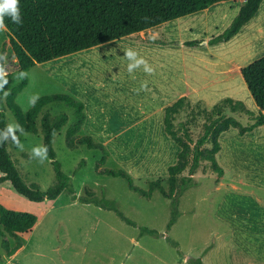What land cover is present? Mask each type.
I'll return each instance as SVG.
<instances>
[{
  "label": "rangeland",
  "instance_id": "374dc122",
  "mask_svg": "<svg viewBox=\"0 0 264 264\" xmlns=\"http://www.w3.org/2000/svg\"><path fill=\"white\" fill-rule=\"evenodd\" d=\"M242 5L243 0L219 2L207 10L158 26L153 33L158 32L159 37L147 33V40H143L140 38L144 36L138 33L132 38L127 36L83 50L63 62L37 64L30 70L29 84L17 99L25 111L32 107L29 99L37 92L40 97L63 93L77 99L76 96L84 89L99 90L103 87L106 93L104 103L94 97L88 105L92 107L91 117L98 124L96 136L84 130L79 136H92L105 146L109 155L102 164L104 151L101 149H89L85 145L70 148L66 133L76 121L75 109L64 102L47 106L44 113L49 111L54 117L63 113L69 116L68 124L54 139V148L62 171L70 178L75 193L64 192L56 200L32 202L13 190L0 187L1 203L39 216L32 232L19 234L18 237L7 235L12 247L18 242L23 245L14 256L7 255L0 235V264H192L206 254L208 246L221 245L215 217L218 202L212 201L211 197L214 200L217 193L220 198L232 181H246L241 186L243 194L264 196V125L255 126L259 107L242 75L243 68L264 57V21L253 39H246L242 44L211 43L232 24ZM9 40L8 31L0 32V52ZM129 48L136 50L158 71H168L175 64L179 68L193 66L198 72L209 70L211 74L204 76V86H209L207 84L211 79L213 83V76L216 75L212 74L216 68L225 72L226 80L219 86L201 90L202 83L196 80V94L210 95L212 106L202 100L192 104L195 111L201 113L205 108L212 109L227 98L234 103L243 102L251 111V115L234 111L231 105L225 109L224 114L235 118L242 126L254 127L245 133H241L239 128H231L220 136L223 149L217 159L225 171L224 175L220 176L210 162L203 161L194 175L196 185L180 198L181 215L170 229L171 199L160 191H155L148 198L132 190L126 178L99 173L100 164V169L125 171L140 189L148 190L152 181L161 179L168 190L169 167L177 162L180 152L179 145L164 130V112H158L163 99L153 98L162 90L161 87L170 85L166 81L168 77H159L157 81L155 74L149 75L143 68L129 74L128 61L123 58L124 51ZM168 50L177 52L171 53V56L161 54V51ZM7 53L11 72L16 71L17 60L10 44ZM65 70L67 73L62 76ZM209 76L212 78L208 79ZM144 77L147 90L142 91L145 92L142 103L137 92L131 97L129 94L133 95V91L140 88L144 82L141 78ZM19 81L14 76L7 90ZM121 87L125 95L114 96L113 89ZM191 111L192 108L187 107L176 123L190 120ZM6 115L8 124L18 122L8 108ZM42 116L43 113L38 119L39 134L25 132L20 136L22 151L10 142L8 149L25 182L37 183L41 190L47 191L56 182L52 160L48 157L41 163L31 157L33 147L44 145ZM206 122V117L200 115L191 124L195 141L204 135ZM113 124L117 126L115 132L112 131ZM128 125L131 127L129 131L125 129ZM209 147L211 143L203 146ZM187 175L189 168L183 174ZM218 180L225 186L223 190L220 187L218 192H212L217 189L215 181ZM87 190L95 192L99 199L114 202L134 224L125 221L114 209L82 202L81 197H88ZM143 227L156 230L157 235L141 236ZM0 229H3L1 223ZM228 261L229 254L219 247L211 249L209 256L203 259L204 264H228Z\"/></svg>",
  "mask_w": 264,
  "mask_h": 264
},
{
  "label": "trees",
  "instance_id": "16d2710c",
  "mask_svg": "<svg viewBox=\"0 0 264 264\" xmlns=\"http://www.w3.org/2000/svg\"><path fill=\"white\" fill-rule=\"evenodd\" d=\"M227 1L236 0H20L22 25H15L11 23L9 17H5L10 40L4 43L0 53H7L8 44H10L17 60L16 71L11 72L12 66L10 62L8 63L7 71L10 81L20 71L29 73L37 64L121 40ZM263 2L264 0H245L232 24L221 35L213 38L211 43L232 40L257 15ZM242 75L259 107L255 126H262L264 125V57L243 68ZM28 84L29 76L20 80L7 97L0 92V130L8 124L6 115L8 108L18 123L25 128V132L39 134L38 119L43 113L41 130L44 145L48 148V157L54 166L56 182L47 191L41 190L37 183L27 184L9 152L8 143H5L0 146V187L13 190L32 202L56 200L64 192L75 193L70 184V178L62 171L54 148V139L68 124L69 116L63 113L54 117L49 111L44 113L47 106L64 102L75 109L76 121L66 133L67 145L70 148L77 149L85 145L89 149H101L104 151V157L100 162L102 164L106 162L109 154L105 146L96 142L92 136H79L87 118L85 104L82 101L63 93L45 95L40 97L34 107L25 111L17 99ZM229 105L234 111L240 110L251 115V111L243 102L234 103L230 98L216 104L212 109H203L201 113L195 111L187 97L179 99L166 108L164 119L166 131L180 147L177 162L169 167L168 190L162 185L161 179L152 181L148 190L140 189L134 185L131 176L125 171L100 169V164L98 165L99 173L126 178L132 190L148 198H151L155 191H160L163 196L171 199L173 212L168 224L170 229L181 215L180 198L186 190L195 185L194 175L201 167V163L210 162L216 173L224 175L225 171L218 164L217 159L222 149L220 136L231 128H239L241 133H245L254 127H244L235 118L226 116L224 111ZM187 107L192 108L191 119L177 124L178 116ZM200 115H204L207 120L205 133L195 141L190 126ZM207 143H211V147L203 148ZM188 168L189 175L183 176ZM180 177L181 181H179ZM87 195L88 197H81L80 200L114 209L125 221L134 224L123 215L114 202L106 198L99 199L93 191L87 190ZM38 221L39 216L36 213L18 210L0 202V223L3 226V229H0V235L8 256H14L23 245L18 242L12 247L7 235L18 237L19 234L32 232ZM145 234L157 235V231L143 227L141 236ZM192 264L204 263L202 258H199Z\"/></svg>",
  "mask_w": 264,
  "mask_h": 264
},
{
  "label": "crops",
  "instance_id": "0c3cea01",
  "mask_svg": "<svg viewBox=\"0 0 264 264\" xmlns=\"http://www.w3.org/2000/svg\"><path fill=\"white\" fill-rule=\"evenodd\" d=\"M244 3L245 0H243V5ZM263 17H264V2L262 3L261 8L257 13V15L242 28V30L239 32L237 36H235L232 40H230L226 44L237 45L244 43L246 39L247 40L253 39L254 35H256V30L258 29L257 25L261 23ZM157 28L158 27H155L151 30L142 31L143 33L140 32L139 34H142L144 36L141 37L140 39L147 40L145 38V35L147 33L149 34L152 33L153 35L156 34L157 37H159L158 32L153 33V30ZM134 36L135 34L131 35L130 37L132 38ZM174 52L176 53L177 51H171V50L163 51V52L161 51V54H163V56L164 54L165 56L168 54L171 56V53ZM72 57L73 54L54 59L50 62H59V61L63 62L69 60ZM241 69L242 68L240 67L239 73H241ZM66 73H67L66 70L62 72V76ZM154 74H155L154 77L155 80L158 81L159 77H163V78L168 77L166 81L170 83L169 86L161 87L162 90L159 91V94L158 95L155 94L153 96V98H162L164 101L162 102L161 106L158 109V112L159 111L164 112V119H165L166 108L168 106L175 104L179 99L183 97H187L188 101L191 104L196 105V103L205 100L209 106H212V104L209 102L211 97L210 95L196 94L198 92V90L195 87L196 80L202 83V86L200 88L201 90L204 87L210 88L211 86H219L221 83L225 82L226 80L225 72H221L218 68H216L214 70V74H212V76L216 75L215 77L213 76L214 79L213 83L211 82L212 80L211 79L210 81H208L207 84L209 86H204V80H205L204 76L211 74L209 70H202L201 72H198L193 66L191 67L185 66L183 68H179L176 64L174 67L168 68V71L155 70ZM212 76H209L208 79L212 78ZM141 79L144 80L145 82V77L144 79L143 78ZM136 92L137 91H133L134 94L133 95L129 94V97L134 96ZM125 93L126 92H124L122 87L119 90L114 88L112 92L114 96L125 95ZM144 93L142 91L137 92V96L139 97V99H141L142 103H144V101L142 100ZM94 97L98 98L101 103H104L106 93L103 87H101L99 90H93L91 88L84 89L79 94V96H76V98L82 100L86 106L85 111L87 118L82 130L86 131L90 135L91 134L94 135L95 137L96 136L95 133L97 131L96 126H98V124H96L93 118L91 117L90 108L92 107L89 108L88 106L89 104L92 103L91 99ZM118 127L121 128V126ZM116 129L117 126L113 124L112 131L115 132ZM125 129L129 131L131 127L128 125L126 126ZM164 130L166 131L165 123H164ZM120 132H122V130ZM116 134L117 133H115V136H117ZM245 183L246 181H232V183L229 184L230 187L226 188L225 190L226 192H224V194L220 198L218 197L217 193L214 194V200L211 197L212 201L216 200L218 202L215 217L218 220L217 226L220 229L218 232V238L220 240L221 245L218 244V246L216 247H213L212 245L208 246L207 249L209 248V250H207L206 254H203L202 256L203 258L201 257L202 260L204 258L206 259V257L209 256V252L211 249L216 250L219 247L224 249L227 252V254H229L228 264H264V196L258 195L256 197H252L243 194V188L241 186H243V184ZM215 185H217L216 186L217 189H215L212 192H218L220 190V187L221 190H223L222 187L225 186V183L218 180L215 181ZM186 192L187 190L185 191V193Z\"/></svg>",
  "mask_w": 264,
  "mask_h": 264
},
{
  "label": "clouds",
  "instance_id": "9594fccd",
  "mask_svg": "<svg viewBox=\"0 0 264 264\" xmlns=\"http://www.w3.org/2000/svg\"><path fill=\"white\" fill-rule=\"evenodd\" d=\"M5 17H9L11 23L15 25H22V15L20 9V0H0V32L7 31V25L5 24ZM124 59L128 61L127 71L129 74L135 72L137 69L143 68V71L149 75L154 74L155 69L149 62L139 55V53L129 48L124 51ZM8 53H0V92L4 93L7 97L10 94V90H5L6 86L9 85L8 80ZM28 76L27 71H20L17 75L18 80H23ZM147 90V82H143L139 89L135 91ZM40 94L34 93L30 99L29 104L35 106L39 101ZM19 134V135H18ZM25 134V128L18 122L10 123L5 126L3 130H0V146L5 143H11L12 146L23 150V144L20 142V136ZM55 135V130H53ZM31 157L38 159L39 162L43 163L48 159V148L46 145L35 146L31 149Z\"/></svg>",
  "mask_w": 264,
  "mask_h": 264
},
{
  "label": "bare ground",
  "instance_id": "6f19581e",
  "mask_svg": "<svg viewBox=\"0 0 264 264\" xmlns=\"http://www.w3.org/2000/svg\"><path fill=\"white\" fill-rule=\"evenodd\" d=\"M263 19H264V17H263ZM263 19H262L261 23L257 25V27H259V25H261V24L263 23V21H264ZM246 148H247V147H246ZM243 151H244V150H243Z\"/></svg>",
  "mask_w": 264,
  "mask_h": 264
}]
</instances>
